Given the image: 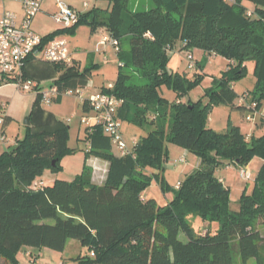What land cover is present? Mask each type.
Listing matches in <instances>:
<instances>
[{
	"label": "trees",
	"instance_id": "1",
	"mask_svg": "<svg viewBox=\"0 0 264 264\" xmlns=\"http://www.w3.org/2000/svg\"><path fill=\"white\" fill-rule=\"evenodd\" d=\"M108 1L109 12L94 8L79 13L77 24L43 37V46L75 34L82 26L93 32L103 28L117 39L120 71L113 89L102 91L124 101L118 114L121 120L147 133L131 154L118 156L101 126L86 127V160L96 157L109 163L105 183H93L85 163L73 181L56 180L49 187L34 188L46 170H60L62 158L76 152L68 146L70 128L52 114L45 115L39 131L29 128L15 148L0 155V259L19 264L17 254L24 247L63 252L74 240L89 251L76 259L78 264H248L251 259L264 264L260 232L264 227V134L246 136L232 124L227 133H218L207 121L209 113L221 105L248 111L249 105L257 103V111L264 108V0H152L155 7L143 12L131 11L129 0ZM245 2L253 9L246 8ZM179 43L181 53L202 50L230 61L197 102L170 103L158 91L167 84L183 95L201 78L196 68L191 83L186 76L169 71L170 53ZM249 60L257 63L258 81L252 100L248 103L244 95L242 104L237 102L233 84L245 76ZM53 65L61 72L54 84L61 92L85 86L98 68L89 65L80 70L76 61L73 67ZM127 67L146 72L147 84L131 83L130 73L123 72ZM40 103L38 95L33 111ZM82 109L85 114L91 112L87 103ZM260 125L263 118L256 119L255 126ZM169 144L197 155L200 166L173 189V200L162 207L145 192L154 178L161 181L163 191L170 188L162 176ZM255 158L262 160L255 187L242 195L234 211L230 188L216 170L245 168ZM191 216L218 223L219 228L196 234L189 223ZM49 220L54 224H47ZM182 234L185 241L180 239Z\"/></svg>",
	"mask_w": 264,
	"mask_h": 264
},
{
	"label": "rangeland",
	"instance_id": "2",
	"mask_svg": "<svg viewBox=\"0 0 264 264\" xmlns=\"http://www.w3.org/2000/svg\"><path fill=\"white\" fill-rule=\"evenodd\" d=\"M74 1L82 2L84 0ZM85 1L92 4L90 10L96 8L97 6L105 12H109L112 8V4L108 0ZM227 1L232 3L231 0ZM128 6L131 11L139 12L148 11L155 7L152 0H129ZM244 6L248 9L253 7V5L249 2H245ZM42 25L45 29H56V31L63 29V26L59 25L50 16H45V21L42 22ZM38 35H42L43 37L45 34L40 33ZM66 38L70 49H75L76 52L79 51L78 53L82 54L81 58L85 64L84 67L89 65H98V68H95L92 74V76L95 75L94 77L96 82L98 76L100 79H106L107 85L108 83H111V81H115L120 71L118 56L114 50H109L108 56L100 52L102 48H100L96 43L97 41H100L101 37L98 39L96 32L91 31L89 26H82L77 29L75 34L68 33ZM123 46L124 49H128L126 40L123 41ZM183 53L185 54V52ZM183 53H180V49L170 53V63L168 65V69L172 73L186 76L189 83H191L195 81L196 73L189 70V64ZM192 55L196 64V70L201 73V78L197 84L193 83L192 87L184 92L183 95H179V93L175 92L167 84L161 86L158 90L160 96L168 100L170 103H177L179 101L183 103H187L189 101L197 102L202 99L206 90L211 87L213 79L215 77H219V75L227 69V65L230 62L222 55H217L215 53L208 54L204 53L202 50H194ZM256 65V61H247L245 63V76L233 84L234 90L239 95L237 99L238 103L244 95L248 96V103L253 98L252 93L255 91L258 81L256 75ZM123 72L130 73L133 80L131 83L140 86L147 84L146 72L143 70L133 68L130 69V67H127L123 68ZM90 79L88 84L85 86L74 88L73 90L77 92L79 89H82L87 95L100 91V89L97 88L98 85L94 84V82ZM1 105L2 104H0V110ZM51 111L56 113L58 116L57 120L65 123L66 126L70 128V140L68 146L70 149L75 150L76 153L62 158L60 162V170H46L43 175L36 180L37 183L43 182L45 187L53 185L56 180L73 181L83 172L86 161L85 150L88 149V145L84 142L86 125L82 124L81 120L85 115L93 116V112L84 114L81 102L77 97H65L62 105L56 103L53 106L48 107L47 105L40 103L38 109L34 111L32 109L27 115L18 116V118H6L3 114L2 117L4 118V124H0L1 155L9 149L15 148L18 141L25 138L29 128H32L34 132L39 131V127L46 121L45 115L50 114ZM248 112L249 111L245 109H236L221 105L215 107L209 113L207 120L208 125L218 133H227L232 124L240 127L243 134L247 136L250 131L252 132V130H254L253 124H250L246 119L249 115ZM27 118L30 119V126H25L24 124ZM256 119L260 122V118L257 117ZM121 123L123 127V137L125 142L128 143L129 148L132 146V140L134 138H140L147 133L145 130H142L140 127L135 126L128 121L121 120ZM254 133L255 137H259L264 134V125H260L259 130H256ZM3 138H5V140H3ZM5 141H7V144ZM168 150L169 159L164 164L165 170L163 171L162 176L165 178V181L168 183L170 188L166 192L163 191L161 181L154 178L150 188H148L145 192L146 197L149 199H155L159 206L162 207L167 206L173 200L174 190H177L179 184L183 182L187 176L198 170L200 166V159L197 155L189 153L177 145L169 144ZM113 153L118 156L120 155L119 150L115 146L113 147ZM181 158H185V162H178L175 165L174 162L176 160L179 161ZM261 165L262 160L255 158L248 166H246L245 169L248 172L246 180H243L240 177V170L242 168L231 167L219 168L216 170V176L220 179H225V186L230 188V207L232 210L237 211L239 209L241 197L245 192L250 194L253 191L255 187V179ZM95 177L96 175H94V178ZM94 182L96 184L100 183V179L96 178L94 179ZM46 223L49 225L54 224L52 220H49ZM189 223L196 234L205 235L206 233L216 231L219 228L218 223L204 222L201 217L196 216L189 217ZM180 239L182 241L186 240L183 234L180 236ZM31 250L33 251L34 249L24 247L20 250L17 254L19 264H34L30 257L26 255L27 252ZM88 254V249L84 248L80 242L70 240L69 245L63 252L43 248L39 264H78L76 259L80 255L86 256ZM236 261H240L238 254H236ZM0 264H5V261L0 259ZM248 264H257V262L255 259H251Z\"/></svg>",
	"mask_w": 264,
	"mask_h": 264
},
{
	"label": "built area",
	"instance_id": "3",
	"mask_svg": "<svg viewBox=\"0 0 264 264\" xmlns=\"http://www.w3.org/2000/svg\"><path fill=\"white\" fill-rule=\"evenodd\" d=\"M18 2L24 11V19L18 21L15 13L5 11L0 18V75L4 83L12 82L18 90L27 93H37L42 98L44 105L50 106L60 97H77L81 104L87 103L93 116H83L81 122L87 128L93 126H101L104 134L108 136L113 147H117L120 156L131 154L132 149L128 147L122 133L121 119L118 117L119 110L124 104L115 95L104 93L102 90L87 95L82 89L75 92L73 89H66L64 92L59 90L57 85H53L50 89L42 90L40 84L35 81L27 80L22 75V71L27 64L28 59L35 53H42L45 62L50 64H63L67 67L74 66V58L70 52L68 42L64 39H54L47 45L43 46V37L35 33L32 29L33 20L41 12L43 0H14ZM57 13L53 15V19L63 28H71L77 24L79 13L74 10L66 0H54ZM88 5L85 4V7ZM251 14V13H250ZM249 14V15H250ZM99 46L102 51L112 48L117 54L120 51V43L111 35L106 34L100 41ZM185 56L189 64V70L193 72L196 64L193 60L191 51H185ZM108 89H113V85H109ZM242 99L240 103L243 104ZM257 103H253L248 107L249 115L246 117L250 124L256 125V118H264V108L257 111ZM0 124H4V118L0 116ZM5 140V138H3ZM134 140L133 147L137 144ZM89 149V146H88ZM185 162V158L175 161ZM240 177L246 180L248 172L245 168L240 170ZM34 188H43L40 183H34Z\"/></svg>",
	"mask_w": 264,
	"mask_h": 264
},
{
	"label": "crops",
	"instance_id": "4",
	"mask_svg": "<svg viewBox=\"0 0 264 264\" xmlns=\"http://www.w3.org/2000/svg\"><path fill=\"white\" fill-rule=\"evenodd\" d=\"M66 2L80 14H85L91 11L90 8L92 4L88 1L84 0L82 2H77L74 0H66ZM85 4H87L88 6L85 7ZM96 9H99V8L96 6ZM250 9H253V7ZM5 11H10V12L15 13L18 17L19 22H22L24 19V11L22 9V6L14 0H0V18ZM56 13H57V8H56V4L54 0H43L42 6H41V12L36 16V18L33 20V23H32L33 31L37 34H40V33L45 34L43 35V37L56 32V29H45L42 25V22L45 21V16H50L53 18V15H55ZM106 34H108V32L103 28H100L98 29V31H96V35L98 39L99 37H101L102 39ZM56 39H64L67 41L66 37H58ZM100 41H97L96 44L99 45ZM180 47H181V43L177 45L174 51H177L178 49H180ZM109 50H113V49L108 48L105 51L100 50V52L108 56ZM70 52L74 60L77 62V66L79 67V69L83 70L85 68L84 67L85 64L83 63V59L81 58L82 54H79L78 53L79 51L76 52L75 49L74 50L70 49ZM22 75L27 80L38 82L42 90H47L50 87H52L55 84V82L59 79V77L61 76V72L58 71L57 66L50 64L48 62H45L43 59L42 53H38L31 59L29 63L26 64V66L24 67L22 71ZM94 76H92L90 80H92L94 84L98 85V87L97 86L96 87L99 88L100 90H102V88L104 87L107 88L109 85H113L117 79L116 78L115 81L113 82L111 81V83H108L107 85L106 79L104 78L100 79L98 76L97 82H96ZM64 99L65 97L62 98L61 101L59 102L56 101L51 106H53L56 103L62 105L64 102ZM37 101H38L37 93L22 92L18 90V88L14 84L4 83L0 75V104H2L1 110H0V116H2L3 114L4 116H6V118H15V117L18 118V116H25L29 113L30 110L34 109V107L37 105ZM51 106H48V107H51ZM52 109H55V108H52ZM50 114H52L56 119L58 118L55 112L51 111ZM253 127H254V130H252V132L250 131L249 135L255 134L254 132H256V130H259L260 126L253 125ZM142 137L143 136H141L140 138H134L132 140V146L130 148L133 149L134 140H140ZM5 142L7 144V141ZM85 163L87 167L91 170V176H92L93 183H95L94 179L97 178V179H100V183H97V185L104 184L105 181L107 180L108 173H109V163L107 161H104L96 157H89L85 161ZM94 175H96L95 178H94ZM221 180L223 181L224 184L226 183L225 179L222 178ZM35 183H37V181H35ZM40 184L45 186L43 182H40ZM260 232L264 236V227L260 228ZM68 245H69V242L67 246ZM75 247H76V244H75ZM42 253H43V249L41 250L34 249L33 251L32 250L28 251L26 255L30 257L31 261L34 264H39Z\"/></svg>",
	"mask_w": 264,
	"mask_h": 264
},
{
	"label": "water",
	"instance_id": "5",
	"mask_svg": "<svg viewBox=\"0 0 264 264\" xmlns=\"http://www.w3.org/2000/svg\"><path fill=\"white\" fill-rule=\"evenodd\" d=\"M24 124L25 126H30L31 125L30 119L27 118Z\"/></svg>",
	"mask_w": 264,
	"mask_h": 264
}]
</instances>
